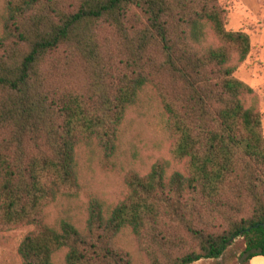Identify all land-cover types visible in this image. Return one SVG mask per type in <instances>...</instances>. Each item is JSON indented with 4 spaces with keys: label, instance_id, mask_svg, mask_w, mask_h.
Masks as SVG:
<instances>
[{
    "label": "trees",
    "instance_id": "1",
    "mask_svg": "<svg viewBox=\"0 0 264 264\" xmlns=\"http://www.w3.org/2000/svg\"><path fill=\"white\" fill-rule=\"evenodd\" d=\"M0 231L23 264H193L243 238L264 257V125L235 74L250 36L220 0H0ZM158 97L179 167L131 172L83 227L50 211L80 186L83 149L118 151L127 112Z\"/></svg>",
    "mask_w": 264,
    "mask_h": 264
},
{
    "label": "rangeland",
    "instance_id": "2",
    "mask_svg": "<svg viewBox=\"0 0 264 264\" xmlns=\"http://www.w3.org/2000/svg\"><path fill=\"white\" fill-rule=\"evenodd\" d=\"M220 3L226 12L227 29L245 32L251 38L252 51L235 76L256 92L264 125V0H220ZM2 14L0 5V19ZM165 125V115L155 92L144 90L138 104L127 112L115 156L107 159L98 145L83 149L80 186L73 197H65L51 208L50 221L58 224L66 219L83 227L92 201H100L110 211L126 197L125 178L129 173H147L159 161L167 162L171 171L179 167ZM29 230L0 231V264H23L18 249ZM244 243V239L240 241V250ZM225 261L201 260L193 264Z\"/></svg>",
    "mask_w": 264,
    "mask_h": 264
},
{
    "label": "crops",
    "instance_id": "3",
    "mask_svg": "<svg viewBox=\"0 0 264 264\" xmlns=\"http://www.w3.org/2000/svg\"><path fill=\"white\" fill-rule=\"evenodd\" d=\"M243 238L236 239L224 252V254L217 260L220 262H224L226 264H264V257L263 256H256L252 258L251 260L247 261L246 255L244 254L246 245L244 243L243 249L240 250L238 248L240 241H242ZM223 263V264H225ZM222 264V263H221Z\"/></svg>",
    "mask_w": 264,
    "mask_h": 264
},
{
    "label": "water",
    "instance_id": "4",
    "mask_svg": "<svg viewBox=\"0 0 264 264\" xmlns=\"http://www.w3.org/2000/svg\"><path fill=\"white\" fill-rule=\"evenodd\" d=\"M262 226L264 227V223L262 224Z\"/></svg>",
    "mask_w": 264,
    "mask_h": 264
}]
</instances>
